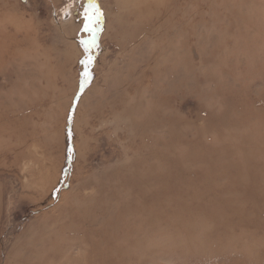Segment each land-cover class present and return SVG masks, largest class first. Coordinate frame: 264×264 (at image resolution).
<instances>
[{
	"label": "rangeland",
	"instance_id": "374dc122",
	"mask_svg": "<svg viewBox=\"0 0 264 264\" xmlns=\"http://www.w3.org/2000/svg\"><path fill=\"white\" fill-rule=\"evenodd\" d=\"M0 264H264V0H0Z\"/></svg>",
	"mask_w": 264,
	"mask_h": 264
},
{
	"label": "bare ground",
	"instance_id": "6f19581e",
	"mask_svg": "<svg viewBox=\"0 0 264 264\" xmlns=\"http://www.w3.org/2000/svg\"><path fill=\"white\" fill-rule=\"evenodd\" d=\"M162 147V146H161ZM158 167H159V165H158ZM162 167V166H161ZM31 175V174H30ZM196 177V176H195ZM42 182V181H41ZM188 185V184H187ZM207 186V185H206ZM200 189V188H199ZM92 191V190H91ZM52 195V194H51ZM43 200V199H42ZM184 206V205H183ZM63 214V213H62ZM125 216V215H124ZM62 217H63V215H62ZM76 217V216H75ZM120 217V216H119ZM70 218V217H69ZM78 218V217H77ZM128 218V217H127ZM119 219V218H118ZM130 219V218H129ZM78 220V219H77ZM91 220V219H90ZM122 220V219H121ZM66 221V220H65ZM76 220H74V222H75ZM79 221V220H78ZM92 221V220H91ZM87 222V221H86ZM95 223V222H94ZM56 224V223H55ZM58 224V223H57ZM109 224V223H108ZM119 224V223H118ZM117 225V224H116ZM121 228V227H120ZM111 229V228H110ZM113 229V228H112ZM114 231V230H113ZM116 236V235H115ZM125 236V235H124ZM111 237V236H110ZM102 240V239H101ZM121 242V241H120ZM100 243V242H99ZM106 245H107V243H106ZM104 246V245H103ZM109 246V245H108ZM117 248V247H116ZM111 254V253H110ZM121 257V256H120ZM109 262V261H108Z\"/></svg>",
	"mask_w": 264,
	"mask_h": 264
}]
</instances>
